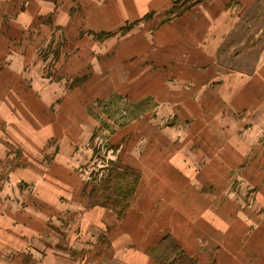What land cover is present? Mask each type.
Returning <instances> with one entry per match:
<instances>
[{
  "label": "rangeland",
  "instance_id": "374dc122",
  "mask_svg": "<svg viewBox=\"0 0 264 264\" xmlns=\"http://www.w3.org/2000/svg\"><path fill=\"white\" fill-rule=\"evenodd\" d=\"M215 2L0 0V264H129L148 246L150 261L171 264L177 242L153 236L176 220L190 232V212L208 217L230 252L264 256L252 237L264 238V115L251 89L242 111L215 101L177 112L191 85L172 67L143 76L159 28ZM222 6L236 25L218 65L237 85L232 76L253 72L263 46L264 0ZM159 80L162 95L147 94ZM220 85L195 101L209 103ZM203 245L197 235L191 258L218 264Z\"/></svg>",
  "mask_w": 264,
  "mask_h": 264
},
{
  "label": "crops",
  "instance_id": "0c3cea01",
  "mask_svg": "<svg viewBox=\"0 0 264 264\" xmlns=\"http://www.w3.org/2000/svg\"><path fill=\"white\" fill-rule=\"evenodd\" d=\"M225 1L224 3H219V1L216 0V6L210 5V7L206 6L205 8L198 6L193 7L195 13H186L181 17L180 21H176L170 25H164L156 32L157 38L155 42L157 43L153 44L156 46L157 54H152L153 56L149 55V57H147L146 62L148 66L145 68L143 76H146L147 80L154 77V73H150V69L147 70L148 67L153 68V65L155 66L154 68L164 69L163 72L169 71L172 67L175 73L174 77L182 83H189V85H191V91L185 93L186 95L183 97L184 100L189 98L188 101L184 102L179 99L174 102V105L172 104L177 112H179V109L191 110L192 108H196V104H200V106L205 109L210 108L212 107L211 103L215 101L221 102L220 110H245L246 105H244V102L239 98L241 95H245V89L248 88L251 89L254 98V100H251L253 102L252 110L255 111L256 116L264 115V42L260 49L254 71L249 73V75L237 72L238 74L236 76H232L234 79H241L242 82L239 80V83L236 85L235 81L229 83L230 77L221 76V67L218 65L217 58L218 51L236 25L232 13L225 10L222 6L233 0ZM238 1H241L240 9L243 10L245 7L248 9V6L254 0ZM149 46L153 48V45ZM162 74L163 73L159 75V79H162L164 76ZM163 81L159 80L156 82L158 85L156 87L157 89H151V87L146 89L147 94L156 95L161 93L162 95L160 91L164 89V86H162L163 84H161ZM215 81L221 82V85L216 91V96L215 91L210 90L211 101H209V103L206 101L200 103L195 101L198 100L195 99V97L199 94V88L206 90L208 87H212ZM148 83V86H151L150 81ZM163 83L165 85V81ZM152 86L154 85L152 84ZM236 94L240 96L237 97ZM161 101L163 102L165 100ZM187 105L190 107L189 109L184 108L188 107ZM181 118L184 119L183 121L181 120L182 123H189L188 121H192L193 117H190V119L186 117ZM198 122H200V119ZM259 125H264L262 120H260ZM161 136H163L161 141L173 140V142H175L179 138V134L172 135L174 138H170L171 136L165 134ZM158 152H161L160 148H158ZM165 155L166 154L163 153V157H165ZM167 156H169V154H167L166 157ZM175 157L179 158L180 155H175ZM181 184L185 185L186 182ZM171 216H179V218H181V212L173 211ZM187 218H192L193 220H191V224L193 225H190V232L179 228L182 225L180 226L176 220L172 226L166 227L163 232H159L153 236V238L157 239L155 243L160 242L166 236H171L181 249L191 257L195 255L196 252L194 246H191V243L198 235L200 239L204 238L205 245L203 246L206 252L211 256H217L218 264H234L235 258H237L238 264H264V256L261 254V250L258 251L257 247H253V249L248 251L241 250L238 253L230 252L228 248H225V244L228 240H225L224 233L221 234L218 230L210 228L208 217L200 219L194 216L193 212H190ZM166 220L168 221V219ZM197 225H200V227L204 229H199V231ZM253 234L254 236L252 237L258 240L259 244L262 245L264 243V238L261 236L263 230H255ZM220 238L222 240L221 242L218 241ZM152 243L153 241H151V244ZM148 248L138 252L136 255L130 254L128 259L131 263L129 262V264H157L155 261L154 263L152 260H149ZM235 255L238 256L236 257ZM261 255L263 256L262 258Z\"/></svg>",
  "mask_w": 264,
  "mask_h": 264
},
{
  "label": "trees",
  "instance_id": "16d2710c",
  "mask_svg": "<svg viewBox=\"0 0 264 264\" xmlns=\"http://www.w3.org/2000/svg\"><path fill=\"white\" fill-rule=\"evenodd\" d=\"M173 244V239L170 236H167L163 239L161 246H164L165 244ZM174 255L176 256V259L171 263V264H197V262L188 256L179 245H174V249L172 250ZM158 261V264H167V262H164L161 260V258L157 257L156 258Z\"/></svg>",
  "mask_w": 264,
  "mask_h": 264
}]
</instances>
